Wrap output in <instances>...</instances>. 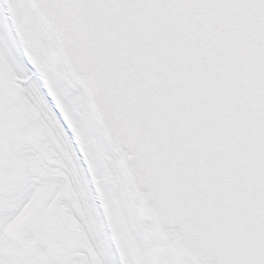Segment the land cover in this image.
Here are the masks:
<instances>
[{"label":"snow or ice","instance_id":"6c2138e0","mask_svg":"<svg viewBox=\"0 0 264 264\" xmlns=\"http://www.w3.org/2000/svg\"><path fill=\"white\" fill-rule=\"evenodd\" d=\"M117 10L125 19L150 16L169 35L182 19L189 48L190 31L240 14V28L231 31L249 34L244 47L254 44L253 62L264 67V0H0V264H197L158 231L165 213L148 192L119 187V137L108 144L107 129L143 120L173 136L175 150L184 137L174 121L161 124L168 105L152 103L161 88L144 75L153 69L134 64L122 54L130 50L106 35ZM125 39L149 55L160 47L158 34L145 42L139 27ZM200 70H208L207 57ZM255 80L264 105V72ZM154 113L161 120L146 118ZM233 264H264V228Z\"/></svg>","mask_w":264,"mask_h":264},{"label":"water","instance_id":"95a60500","mask_svg":"<svg viewBox=\"0 0 264 264\" xmlns=\"http://www.w3.org/2000/svg\"><path fill=\"white\" fill-rule=\"evenodd\" d=\"M202 19L198 16L195 22ZM242 22L240 14L210 20L204 30L188 33L191 48L182 39L185 24L179 18L169 35L150 16L125 19L117 10L112 31L106 32L130 50L122 54L134 64L153 69L144 73L161 88L152 103L168 108L162 120L159 113L146 118L161 120L165 127L174 121L184 140L175 150L173 136L159 125L145 128L143 120L107 129L106 134L112 143L114 133L119 137L115 146L136 192H148L152 205L164 211L159 227L165 237L198 264H233L264 228V142H258L264 137L258 126L264 105L254 94L255 75L264 67L253 62L255 45L244 47L249 34L231 31ZM136 27L145 42L159 35L154 43L160 47L150 55L125 39ZM160 52L167 59L161 60ZM203 57L208 70L202 74ZM165 91H171V98Z\"/></svg>","mask_w":264,"mask_h":264},{"label":"bare ground","instance_id":"6f19581e","mask_svg":"<svg viewBox=\"0 0 264 264\" xmlns=\"http://www.w3.org/2000/svg\"><path fill=\"white\" fill-rule=\"evenodd\" d=\"M105 140L108 144H112L109 139L107 138L106 134H105ZM116 149V153L118 155V158L116 159V163H117V168L119 170V187L124 191V192H128L129 191V187L132 186L131 183H130V180L128 179V176L126 174V171H125V168L123 166V163H122V158H121V153L120 151L115 147ZM96 192V196H97V199H100V193L98 191H95ZM137 195H139L138 193H136ZM94 196V195H93ZM95 197V196H94ZM103 215H104V218H105V221H106V225H107V228H108V231H109V235H110V238L112 239L113 238V233H112V229H111V224H110V221H109V218H108V215H107V212L104 211L103 212ZM142 215V214H141ZM136 222L138 224H143L144 223V220H143V215H142V219L140 218V215L136 217ZM159 231V230H158Z\"/></svg>","mask_w":264,"mask_h":264}]
</instances>
